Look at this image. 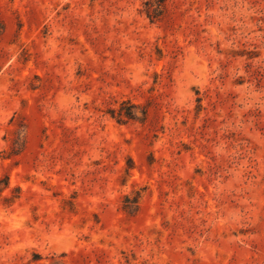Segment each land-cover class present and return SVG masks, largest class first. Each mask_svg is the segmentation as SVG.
Wrapping results in <instances>:
<instances>
[{"label":"rangeland","instance_id":"374dc122","mask_svg":"<svg viewBox=\"0 0 264 264\" xmlns=\"http://www.w3.org/2000/svg\"><path fill=\"white\" fill-rule=\"evenodd\" d=\"M161 1L0 0V264H264V0Z\"/></svg>","mask_w":264,"mask_h":264},{"label":"trees","instance_id":"16d2710c","mask_svg":"<svg viewBox=\"0 0 264 264\" xmlns=\"http://www.w3.org/2000/svg\"><path fill=\"white\" fill-rule=\"evenodd\" d=\"M159 2L162 3L161 0H159ZM113 116H115V113H113ZM118 118L120 119V121H130V120H133L134 119V113L132 110H126V111H123V110H120V113L118 114ZM137 204V202H135Z\"/></svg>","mask_w":264,"mask_h":264}]
</instances>
